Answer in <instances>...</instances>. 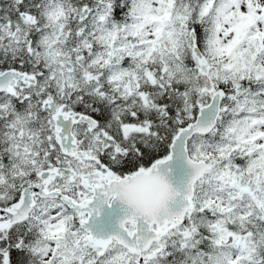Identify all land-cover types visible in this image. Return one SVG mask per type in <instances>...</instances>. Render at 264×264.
Instances as JSON below:
<instances>
[{
	"label": "snow or ice",
	"instance_id": "1",
	"mask_svg": "<svg viewBox=\"0 0 264 264\" xmlns=\"http://www.w3.org/2000/svg\"><path fill=\"white\" fill-rule=\"evenodd\" d=\"M0 264H264V0H0Z\"/></svg>",
	"mask_w": 264,
	"mask_h": 264
}]
</instances>
